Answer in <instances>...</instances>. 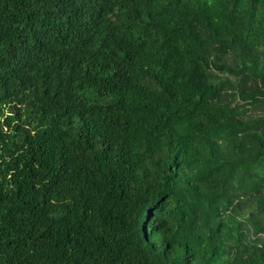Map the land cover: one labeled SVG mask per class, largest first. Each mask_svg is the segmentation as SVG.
I'll use <instances>...</instances> for the list:
<instances>
[{
    "label": "trees",
    "instance_id": "obj_1",
    "mask_svg": "<svg viewBox=\"0 0 264 264\" xmlns=\"http://www.w3.org/2000/svg\"><path fill=\"white\" fill-rule=\"evenodd\" d=\"M0 264H264V0H0Z\"/></svg>",
    "mask_w": 264,
    "mask_h": 264
}]
</instances>
